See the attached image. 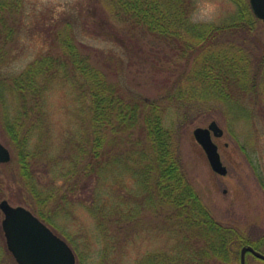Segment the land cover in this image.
Wrapping results in <instances>:
<instances>
[{"label":"rangeland","instance_id":"374dc122","mask_svg":"<svg viewBox=\"0 0 264 264\" xmlns=\"http://www.w3.org/2000/svg\"><path fill=\"white\" fill-rule=\"evenodd\" d=\"M0 1L8 3L7 8L0 10V142L10 150L12 157L10 162L0 164V202L7 200L14 207L22 206L32 212V205H42L47 214L51 211L49 227L70 245L77 264H138L146 257L174 252V240L155 226L151 212L147 211H143L142 223L134 224L128 236L123 234L118 242L111 244L95 217L80 202V197L84 196L78 188L74 193L76 202L69 205L67 211L59 209L60 212L54 214L51 208L55 204L41 203L43 198L29 191L31 183L23 177L26 169L19 162V150H15L7 137L5 123L7 118L16 119L22 107L11 88L12 79L43 58L64 59L70 40L109 83L118 84L127 96L135 92L147 98L163 97L169 88L167 79L176 80L177 73H181L178 67L185 65V58L179 54L180 45L148 34L144 25L124 21L116 15L111 0ZM240 1L190 0L188 18L197 24L227 23L238 15ZM248 39L245 47L254 49L258 55L264 53L261 21L255 23ZM47 74L48 77L39 78L44 88L39 101L30 102L36 126L28 148L37 153L38 159L33 160L34 172L28 169L27 172L33 174L35 184L41 186L38 185L39 189L65 182L54 179L57 168L52 167V162L60 158L65 144L78 130L76 115L82 107L78 100L81 91H76L78 86L74 87L72 77L64 71ZM196 94L208 98L202 88L197 87ZM188 96L192 97L189 117L180 119L179 105L173 101L167 106L165 119L166 126L173 125L178 131L179 150L187 175L214 217L223 225L238 229L264 254V103L254 106L247 102L231 107L216 101L205 103L195 94H187L185 98ZM262 99L264 101V97ZM212 121L224 130V135L214 138V142L228 169L225 176L212 169L194 136L197 127L206 128ZM65 158L60 171L69 168V160ZM124 182L130 188L135 183L129 176L124 177ZM84 195L89 194L84 192ZM3 220L0 209V264H17L7 248ZM108 233L112 235V229ZM241 250L236 249L238 257ZM246 264H264V261L247 254Z\"/></svg>","mask_w":264,"mask_h":264},{"label":"trees","instance_id":"16d2710c","mask_svg":"<svg viewBox=\"0 0 264 264\" xmlns=\"http://www.w3.org/2000/svg\"><path fill=\"white\" fill-rule=\"evenodd\" d=\"M189 1L111 0L116 15L124 21L144 25L148 34L180 45L185 65H179L182 71L176 80L167 79L169 88L163 97L147 98L135 92L127 96L118 84L109 83L71 40L64 59L43 58L10 82L22 107L16 119L7 118L5 129L11 145L19 150V162L26 169L23 177L31 183L29 191L43 198L41 203L55 204L51 208L55 214L67 211L76 202L75 188L82 190L80 202L111 244L123 234L128 236L134 224L142 223L143 211L151 212L155 226L174 240V252L146 257L138 264H235L240 261L236 249L246 245L258 249L238 229L219 222L204 204L184 167L178 131L173 125L166 126L165 119L167 106L173 101L183 111L180 119L188 118L192 97L185 96L195 94L198 98L197 87L208 96L199 97L205 103L216 101L231 107L264 103V53L258 55L245 47L259 20L249 2L241 0L239 13L230 22L193 23L187 14ZM7 7V1H0V10ZM61 71L72 77L74 87L78 86L76 91H81L78 130L65 144L60 158L52 162L57 168L54 179L65 182L52 189H39L33 174L27 172H34L33 160L38 159L37 153L28 148L36 126L30 102L37 103L44 90L39 78ZM64 158L69 160V168L60 171ZM126 176L134 180L132 188L125 184ZM32 207L43 222L51 225V211L47 214L42 205Z\"/></svg>","mask_w":264,"mask_h":264},{"label":"water","instance_id":"95a60500","mask_svg":"<svg viewBox=\"0 0 264 264\" xmlns=\"http://www.w3.org/2000/svg\"><path fill=\"white\" fill-rule=\"evenodd\" d=\"M255 17L264 24V0H249ZM224 130L216 121L208 127L194 130L196 141L204 149L212 169L225 176L227 167L223 164L219 147L213 137L220 138ZM10 150L0 142V164L11 161ZM4 214L2 228L8 250L18 264H77L76 255L70 245L56 235L45 223L25 207L12 206L7 200L0 202ZM250 252L264 261V254L251 246L241 252V264H246V254Z\"/></svg>","mask_w":264,"mask_h":264},{"label":"flooded vegetation","instance_id":"af4514ba","mask_svg":"<svg viewBox=\"0 0 264 264\" xmlns=\"http://www.w3.org/2000/svg\"><path fill=\"white\" fill-rule=\"evenodd\" d=\"M247 246H248V245H247ZM242 248H243V247H242ZM242 248H241V249H242ZM247 254H252V253L249 252V253H247ZM256 259H257V258H256ZM240 260H241V252H240ZM258 260H260V259H258ZM240 264H241V261H240Z\"/></svg>","mask_w":264,"mask_h":264}]
</instances>
